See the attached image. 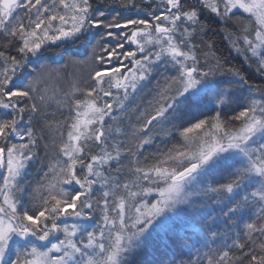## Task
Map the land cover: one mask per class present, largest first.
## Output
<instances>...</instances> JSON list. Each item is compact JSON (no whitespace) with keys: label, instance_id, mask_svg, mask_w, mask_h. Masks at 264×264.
Here are the masks:
<instances>
[{"label":"snow or ice","instance_id":"6c2138e0","mask_svg":"<svg viewBox=\"0 0 264 264\" xmlns=\"http://www.w3.org/2000/svg\"><path fill=\"white\" fill-rule=\"evenodd\" d=\"M78 43L92 83L51 93ZM147 253L264 264V0H0V264Z\"/></svg>","mask_w":264,"mask_h":264},{"label":"trees","instance_id":"16d2710c","mask_svg":"<svg viewBox=\"0 0 264 264\" xmlns=\"http://www.w3.org/2000/svg\"><path fill=\"white\" fill-rule=\"evenodd\" d=\"M241 22L245 23L244 20H234L230 23L229 29L233 32H236L238 35L241 33L238 31L239 28H242ZM227 32L221 31L219 25L213 26V31L208 34L209 38L215 41L217 52L223 54L224 56L228 57L232 64L240 67L243 65L244 61L243 58L240 56H236L234 52L231 53V49L229 47L230 41L225 39ZM91 49L92 45L90 44H76L71 46L68 50V53L61 58L60 56L56 55V50L54 49L51 52L45 53V58L42 59V63L49 64L52 69L55 70L51 79L47 82V87L49 88L51 93L54 94H61L65 92H69L72 89L73 84H77L80 87H86L92 82L89 80L88 73L91 70L92 64L89 60L91 56ZM15 54V53H13ZM71 55L74 62H68L67 56ZM246 73H250L251 77L253 78L254 83H260L261 78L255 75V70L253 69H245ZM52 109H55V105L52 106ZM64 116H67L68 112L67 109H63ZM57 118L60 117L59 113ZM66 131V129H65ZM126 143L129 147H133L134 143L133 138L129 135L127 138ZM35 172L31 173L27 179L29 181L35 182L36 180ZM151 199V198H149ZM180 229V234H183V225H178ZM167 240V237H161V251H164L163 244ZM141 260L145 261L146 264H151L154 260H160L161 257L159 255H153L152 253L143 254L140 257Z\"/></svg>","mask_w":264,"mask_h":264},{"label":"rangeland","instance_id":"374dc122","mask_svg":"<svg viewBox=\"0 0 264 264\" xmlns=\"http://www.w3.org/2000/svg\"><path fill=\"white\" fill-rule=\"evenodd\" d=\"M245 23H246V22H245ZM245 23H244V22H243V23L241 22V25L243 26Z\"/></svg>","mask_w":264,"mask_h":264}]
</instances>
